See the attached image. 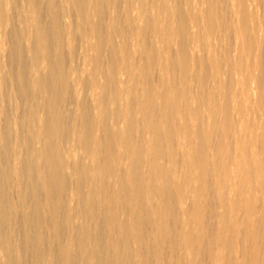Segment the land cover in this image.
<instances>
[{
  "label": "bare ground",
  "instance_id": "bare-ground-1",
  "mask_svg": "<svg viewBox=\"0 0 264 264\" xmlns=\"http://www.w3.org/2000/svg\"><path fill=\"white\" fill-rule=\"evenodd\" d=\"M0 264H264V0H0Z\"/></svg>",
  "mask_w": 264,
  "mask_h": 264
}]
</instances>
